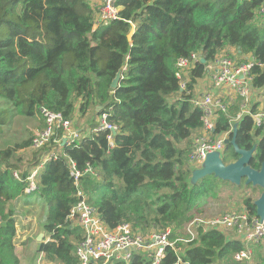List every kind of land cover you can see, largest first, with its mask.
I'll list each match as a JSON object with an SVG mask.
<instances>
[{"label":"trees","instance_id":"1","mask_svg":"<svg viewBox=\"0 0 264 264\" xmlns=\"http://www.w3.org/2000/svg\"><path fill=\"white\" fill-rule=\"evenodd\" d=\"M116 5L119 18L95 28L89 0H0V264H21L13 242L15 207L30 203L34 194L49 238L36 251L55 264H79L74 249L82 230L69 219L78 189L108 228L130 223L145 233L169 226L179 230L217 195V178L207 176L194 185L189 180V141L203 126V113L191 100L205 63H195L183 91L175 63L193 52L209 62L221 50L235 48L256 61L251 84L263 88L259 0H117ZM119 70L118 85L111 88ZM41 107L73 121L87 116L85 128L78 130L82 137L59 146L55 141L62 131L57 130L39 148L32 147V136L8 137L17 120L35 118ZM102 114L117 127L113 146L110 130L93 132ZM229 119L218 116L213 136L229 130ZM236 122L235 142L245 150L255 146L249 165L259 169L264 122L255 125L248 114ZM54 147H60L58 157L43 163L37 190L26 192L28 174ZM21 150L29 152L21 155ZM222 158L230 163L237 155L227 145ZM72 163L80 170L89 164L99 178L86 174L76 186ZM242 202L257 217L254 199ZM178 246L184 264H249L233 258L245 248L241 239L216 228H198L192 241ZM176 260L167 247L159 264ZM251 262L264 264V255L256 252ZM128 264H149V259L134 251Z\"/></svg>","mask_w":264,"mask_h":264},{"label":"built area","instance_id":"2","mask_svg":"<svg viewBox=\"0 0 264 264\" xmlns=\"http://www.w3.org/2000/svg\"><path fill=\"white\" fill-rule=\"evenodd\" d=\"M116 1L99 0L94 15L95 28L100 24H107L111 20L119 18L120 8L116 5ZM259 2L257 18L260 23L264 24V0H259ZM235 50L239 55L236 58L223 56L220 58L215 57L209 62H205V59L204 62H201L204 58L202 54L193 52L189 56L176 60L175 76L178 79L179 91L186 89L190 70L194 68L197 61L205 63L204 76L206 72L209 74L213 88L210 93L205 92L202 97H200L202 93L194 95L191 100L192 105L199 108L203 113L202 130L195 138L193 147L191 144L192 149L188 155V162L192 168L200 167L209 152L218 151L222 157L225 149L224 141L230 137L232 124L240 119L242 115H250L255 125L264 122V98L262 96L264 87L256 89L251 84L252 68L256 61L251 54H242L239 50ZM197 85L199 86L195 83L193 86L194 92L198 88ZM217 94L232 95L238 98L241 107L234 117H230L229 130L213 136L212 133L218 116L222 114L230 116L229 102L218 97ZM260 97L262 100L259 99ZM253 106L255 107L252 108ZM39 114L43 118L44 128L37 137L33 138L32 147L39 148L48 144L57 130L62 131L60 138L55 141L56 144L60 142L59 146L66 143L70 144L71 141L82 137V134L72 126L73 120L65 119L61 113L41 107ZM104 130H110L107 138L109 145L113 146L112 135L113 131L116 132L117 127L107 121L106 114L98 116L97 126L93 129V132L98 133ZM62 140H64L63 143ZM59 148L54 147L51 149L48 154L43 156L41 164L30 171L26 178L28 181L25 188L26 192L37 190L36 178L38 172L43 167V163L58 157ZM86 174L99 178V175L89 164L82 170L77 169L75 164H70V175L73 177L76 186L79 185L82 176ZM13 176L19 179L17 171H13ZM76 195L79 199L71 207L69 219L82 230L81 239L75 244L74 249L79 264H114L116 262L128 264L134 251L146 254L149 264H159L167 247L173 249L177 254V260L173 264H184L178 254L180 250L179 242L192 241L197 236L198 228H202L203 231L210 228L233 229L232 235L240 238L245 245L244 249L233 254V258L237 261L252 264L253 251L250 244H255L264 238V220L260 221L258 217L250 216L245 208L241 213L226 214L210 220L193 218L183 227V236H179L174 228L170 226L164 229H151L147 233L142 232L139 228L133 229L130 223H121L110 229L101 220L97 209L88 203L87 195L82 188L77 190Z\"/></svg>","mask_w":264,"mask_h":264},{"label":"rangeland","instance_id":"3","mask_svg":"<svg viewBox=\"0 0 264 264\" xmlns=\"http://www.w3.org/2000/svg\"><path fill=\"white\" fill-rule=\"evenodd\" d=\"M89 1L96 11V6L98 7L99 0H97L95 4L91 0ZM223 56L236 58L239 55H237V52L234 48H225L224 50L219 52L216 57L220 58ZM199 82V86L196 92H194V95H199L202 93V95L200 96L202 97L205 92L210 93V91H212V83L210 82V76L207 72L205 76L201 80H199ZM217 96L222 99H225L226 102H229V115L230 117H234L241 107L240 100L232 95L217 94ZM262 96L264 98V93H262ZM259 99L262 100L261 97ZM86 119L87 116L80 118L75 117L74 121L72 122V126L75 125L74 128L82 132V130L85 128ZM43 128L44 121L42 116H40V114L38 113L35 118L17 120L13 125V129L16 132L14 130H11L8 133V137L10 138L14 136V139H19L24 137L25 135H29L34 138L35 136L37 137L41 133ZM197 135L199 134L194 135L189 141L192 144V147ZM183 145L184 143L180 144V147H182ZM28 152L29 150H21L20 154L26 155ZM216 190L217 195L215 197L206 199L201 208H199V212L193 213V218L197 217L205 220H210L214 218H219L226 214L241 213L244 210L242 202L243 199L250 196L252 199L255 200L259 197L260 193L262 192V189L258 186L253 187L251 185L246 186L243 184L237 186L230 184L228 181L225 182L221 180H219ZM25 199V197L22 198V200ZM39 201V196L37 194H34L29 199L30 203L20 202L17 203L15 207V236L13 238V242L21 264H55L53 262L45 260L44 256H42V254H39L36 251L38 243L43 238L44 240H47L46 238H48L46 237V235H44V232H42L41 229V221L43 219L41 212L42 210L38 205ZM178 229L179 230L176 231L178 235L183 236V227ZM221 230L225 234L234 236L232 235L234 231L233 229L225 230L224 228H221ZM40 234L42 235V237L40 238V240H38L37 238ZM250 246L252 248L254 256H256V252L258 254L264 255V238L262 240H259L255 244H250Z\"/></svg>","mask_w":264,"mask_h":264},{"label":"water","instance_id":"4","mask_svg":"<svg viewBox=\"0 0 264 264\" xmlns=\"http://www.w3.org/2000/svg\"><path fill=\"white\" fill-rule=\"evenodd\" d=\"M204 62V58L201 60ZM121 76V70L117 71L114 79L111 82V88H115L118 85L119 78ZM237 132V122L232 124L231 136L226 138L225 146L230 145L233 148L234 153L237 155V159L225 163L218 151L209 152L200 167L193 168L190 173V183L194 185L200 179L213 176L221 181L229 182L233 185H251L253 187L258 186L262 189L259 197L254 200L256 207V216L260 221L264 220V159L260 164L259 169H254L249 165L251 157L255 151V146L249 150L241 149L235 142V135ZM115 134V131H113ZM64 140H62V143ZM225 150V149H224ZM42 235L38 236V240Z\"/></svg>","mask_w":264,"mask_h":264},{"label":"crops","instance_id":"5","mask_svg":"<svg viewBox=\"0 0 264 264\" xmlns=\"http://www.w3.org/2000/svg\"><path fill=\"white\" fill-rule=\"evenodd\" d=\"M91 1L95 4L97 0H91ZM89 2H90V1H89ZM90 4H91V3H90ZM91 5H92V4H91ZM92 6H93V5H92ZM199 80H200V79H197V80H196V83H197V84L200 83ZM197 86H198V85H197Z\"/></svg>","mask_w":264,"mask_h":264}]
</instances>
